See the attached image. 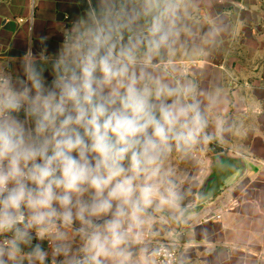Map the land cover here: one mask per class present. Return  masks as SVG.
<instances>
[{
    "label": "clouds",
    "instance_id": "obj_1",
    "mask_svg": "<svg viewBox=\"0 0 264 264\" xmlns=\"http://www.w3.org/2000/svg\"><path fill=\"white\" fill-rule=\"evenodd\" d=\"M71 6L50 35L33 17L23 54L0 60V264H187L172 161L231 131L189 71L220 28L193 0Z\"/></svg>",
    "mask_w": 264,
    "mask_h": 264
},
{
    "label": "crops",
    "instance_id": "obj_2",
    "mask_svg": "<svg viewBox=\"0 0 264 264\" xmlns=\"http://www.w3.org/2000/svg\"><path fill=\"white\" fill-rule=\"evenodd\" d=\"M193 5L195 15L214 20L220 32L209 54L189 71L203 89L225 99L231 131L172 161L192 215L178 229L180 251L187 264H264V0H193ZM77 11L71 0H0V60L23 54L33 17L36 35H50ZM57 41H48L50 49ZM221 154L226 159L216 164ZM213 175V193L201 197Z\"/></svg>",
    "mask_w": 264,
    "mask_h": 264
},
{
    "label": "water",
    "instance_id": "obj_3",
    "mask_svg": "<svg viewBox=\"0 0 264 264\" xmlns=\"http://www.w3.org/2000/svg\"><path fill=\"white\" fill-rule=\"evenodd\" d=\"M225 159H226V155H224V154L217 155L214 158V162L216 164H221V163H223V160H225ZM216 179H217V175H213L206 180V182L204 183L203 187L200 190V196L201 197H207L213 193L214 188H211L210 186Z\"/></svg>",
    "mask_w": 264,
    "mask_h": 264
},
{
    "label": "built area",
    "instance_id": "obj_4",
    "mask_svg": "<svg viewBox=\"0 0 264 264\" xmlns=\"http://www.w3.org/2000/svg\"><path fill=\"white\" fill-rule=\"evenodd\" d=\"M181 250V249H180Z\"/></svg>",
    "mask_w": 264,
    "mask_h": 264
}]
</instances>
